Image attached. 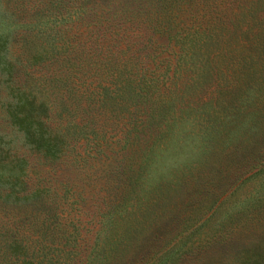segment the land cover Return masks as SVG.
Returning a JSON list of instances; mask_svg holds the SVG:
<instances>
[{"label": "trees", "instance_id": "obj_1", "mask_svg": "<svg viewBox=\"0 0 264 264\" xmlns=\"http://www.w3.org/2000/svg\"><path fill=\"white\" fill-rule=\"evenodd\" d=\"M255 1L0 0V264H264Z\"/></svg>", "mask_w": 264, "mask_h": 264}, {"label": "rangeland", "instance_id": "obj_2", "mask_svg": "<svg viewBox=\"0 0 264 264\" xmlns=\"http://www.w3.org/2000/svg\"><path fill=\"white\" fill-rule=\"evenodd\" d=\"M253 13L255 14L256 17V25L260 27V37L264 40V0H256L254 5H253ZM248 11H247V5L244 4L243 9H242V17H248ZM236 27H244V25L242 24H238L236 25ZM232 35L237 36L240 33L236 30V28L232 27ZM232 53L234 54L235 51H232ZM247 61H248V57H247ZM218 66L220 68H222L223 66V62L222 60H220L218 62ZM252 68H254V70L256 71V76L257 78L263 83L264 85V48L261 50V52L259 54H256V56L254 57V64L252 66ZM249 69V67H248ZM248 79H246L247 81ZM264 90V88H262ZM264 94L262 95L260 101L262 100ZM260 101H258L257 103L260 104ZM92 191H88V193H85L87 199L86 201H84L83 203H80L82 210L87 211L89 214L84 215L82 217L81 222H74L75 224H78L79 228L82 230V232H84V238L85 239H89L90 235H92L93 232V228H94V221L97 218V215H94V213L91 212V209H93V211L95 210L96 206L92 207V200L88 199L91 196ZM95 196V195H94ZM111 196L105 198V201L108 203V206L102 210L99 211L98 213L104 212L106 210H108L112 205L116 204L119 200H115V201H111ZM180 200V202H178ZM150 202H151V206H150V215L147 218V223L150 227L153 224H156L158 222H161V228L163 230H160V232H155L152 233L150 236H148L147 242H148V247L152 248L155 244H159L161 243L162 238H166V231L167 230H173L175 227V225L177 224L175 221H173L172 219H175L177 217L178 214H180L179 218H182L183 216H187L189 218H194L197 214V212L195 211V205H196V196L194 195L193 192H189L186 194H183L182 196H175V197H171L168 200L165 199H154V195H151L150 197ZM74 206V204L72 205ZM77 206V205H76ZM78 208V207H77ZM98 208V207H97ZM177 213L174 216H169L166 217L169 213H175V211L177 210ZM201 209V207L199 208ZM91 212V213H90ZM77 215V212L73 211L71 212L67 218H73ZM165 217V218H164ZM164 218V219H163ZM86 220H91L90 223L86 224L85 221ZM166 220V221H165ZM134 222H132L130 225H133ZM180 223V220L179 222ZM88 228V230L86 231V229ZM137 228H141V225H137ZM163 236H162V234ZM145 253H142V255ZM83 257V255L81 256ZM72 264V263H70ZM75 264H77V261L75 260Z\"/></svg>", "mask_w": 264, "mask_h": 264}]
</instances>
